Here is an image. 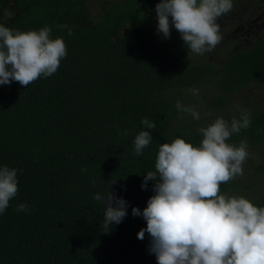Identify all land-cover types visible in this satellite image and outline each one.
Here are the masks:
<instances>
[{"label":"trees","instance_id":"16d2710c","mask_svg":"<svg viewBox=\"0 0 264 264\" xmlns=\"http://www.w3.org/2000/svg\"><path fill=\"white\" fill-rule=\"evenodd\" d=\"M159 2L0 0V24L21 31L47 25L67 50L52 76L27 88L0 85V166L18 169L17 196L0 214V264H157L149 235L138 239L146 221L132 209L142 212L154 195V181L141 185L159 146L175 138L197 146L198 127L246 111L250 127L227 142L246 139L249 155H264V37L228 53L217 45L193 62L200 55L174 26L170 38L157 32ZM177 101L195 106L201 119L178 112ZM143 118L156 127L135 156L134 138L148 130ZM255 170L222 183L220 194L264 207V191L248 184L264 162ZM110 190L128 202V214L104 232V204L94 196ZM21 203L27 211L15 210Z\"/></svg>","mask_w":264,"mask_h":264},{"label":"clouds","instance_id":"9594fccd","mask_svg":"<svg viewBox=\"0 0 264 264\" xmlns=\"http://www.w3.org/2000/svg\"><path fill=\"white\" fill-rule=\"evenodd\" d=\"M232 8V0H160L155 8L157 32L170 38L174 26L188 51L203 55L220 43L216 21ZM51 31L47 25L21 31L0 24V85L16 81L27 88L41 76L56 73L67 50L64 39L51 38ZM191 91L198 95V90ZM175 108L196 121L201 119L195 106L177 101ZM141 124L148 130L135 136V156L143 155L153 138L149 130L156 127L147 118ZM250 125L246 111L230 122L217 117L197 128L202 136L197 146L183 138L159 146L155 170L144 175L141 185L147 189L148 181H154V195L142 212L138 207L132 209L134 217L146 221L138 239L149 235V252L157 264H264V207L254 206L243 196L220 194L222 183L243 175L242 165L249 155L246 139L238 146L227 141ZM127 134L125 130L123 135ZM17 172L0 166V214L17 196ZM92 183L95 185V180ZM94 199L104 204V232L128 214V202L112 190L106 195L97 193ZM15 210L27 211L28 206L21 203Z\"/></svg>","mask_w":264,"mask_h":264},{"label":"flooded vegetation","instance_id":"af4514ba","mask_svg":"<svg viewBox=\"0 0 264 264\" xmlns=\"http://www.w3.org/2000/svg\"><path fill=\"white\" fill-rule=\"evenodd\" d=\"M233 8L217 19L225 53L253 46L264 37V0H232ZM222 48V51L224 50ZM236 51V50H235Z\"/></svg>","mask_w":264,"mask_h":264},{"label":"rangeland","instance_id":"374dc122","mask_svg":"<svg viewBox=\"0 0 264 264\" xmlns=\"http://www.w3.org/2000/svg\"><path fill=\"white\" fill-rule=\"evenodd\" d=\"M210 53L211 52H205L203 55H200L198 58L193 56L192 61L193 62L204 61V59L207 58L210 55ZM263 162H264V155L262 157H259V155H257V153L253 151L251 155H249L248 158L246 159V162L243 163L242 168L243 170H249L251 174L253 172L256 173V170L254 171V169ZM247 179H250V177ZM250 181L252 180L250 179ZM248 184H253L254 185L253 187L254 188L256 187L255 188L256 190L258 187L260 191H264V173L258 174L257 177L254 179V181H252V183L249 182Z\"/></svg>","mask_w":264,"mask_h":264}]
</instances>
